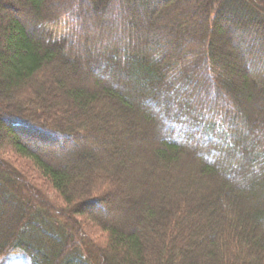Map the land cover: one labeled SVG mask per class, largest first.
Segmentation results:
<instances>
[{
    "label": "trees",
    "instance_id": "16d2710c",
    "mask_svg": "<svg viewBox=\"0 0 264 264\" xmlns=\"http://www.w3.org/2000/svg\"><path fill=\"white\" fill-rule=\"evenodd\" d=\"M2 132L0 262L264 264V0H0Z\"/></svg>",
    "mask_w": 264,
    "mask_h": 264
},
{
    "label": "rangeland",
    "instance_id": "374dc122",
    "mask_svg": "<svg viewBox=\"0 0 264 264\" xmlns=\"http://www.w3.org/2000/svg\"><path fill=\"white\" fill-rule=\"evenodd\" d=\"M3 132V136L1 135L0 137V142L2 143L6 141ZM0 162H4L11 170L15 171L19 179L25 183V186L35 192V195H41L46 203L56 208L64 204L55 191L50 188L46 180L39 174L30 160L21 157L12 151V149L5 147L3 152L0 153ZM91 211H96V209L92 208ZM5 260L4 262H0V264H25L26 261L22 256L16 259L13 255Z\"/></svg>",
    "mask_w": 264,
    "mask_h": 264
}]
</instances>
